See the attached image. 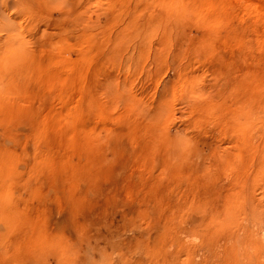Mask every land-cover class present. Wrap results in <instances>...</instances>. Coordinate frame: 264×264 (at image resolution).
Returning a JSON list of instances; mask_svg holds the SVG:
<instances>
[{
  "label": "rangeland",
  "instance_id": "obj_1",
  "mask_svg": "<svg viewBox=\"0 0 264 264\" xmlns=\"http://www.w3.org/2000/svg\"><path fill=\"white\" fill-rule=\"evenodd\" d=\"M0 264H264V0H0Z\"/></svg>",
  "mask_w": 264,
  "mask_h": 264
}]
</instances>
